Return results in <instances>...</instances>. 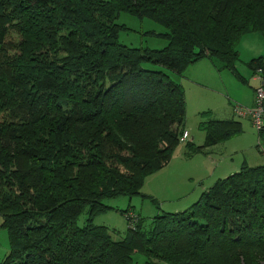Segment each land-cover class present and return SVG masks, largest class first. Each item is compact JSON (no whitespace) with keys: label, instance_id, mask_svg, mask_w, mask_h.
I'll use <instances>...</instances> for the list:
<instances>
[{"label":"trees","instance_id":"16d2710c","mask_svg":"<svg viewBox=\"0 0 264 264\" xmlns=\"http://www.w3.org/2000/svg\"><path fill=\"white\" fill-rule=\"evenodd\" d=\"M121 12L164 26L167 45L121 43ZM250 32L264 38V0H0V264H133L135 252L149 264H264V164H243L150 229L132 206L105 202H157L142 187L179 145L190 158L242 133L236 117L212 118L194 143L181 79L210 58L248 83L237 62ZM246 64L264 77V52ZM110 210L128 220L121 239L94 222Z\"/></svg>","mask_w":264,"mask_h":264},{"label":"rangeland","instance_id":"374dc122","mask_svg":"<svg viewBox=\"0 0 264 264\" xmlns=\"http://www.w3.org/2000/svg\"><path fill=\"white\" fill-rule=\"evenodd\" d=\"M117 22L127 26L126 29H121L119 34V41L125 45L131 47H150L153 49H161L168 43L166 39L157 35L166 32L167 29L151 19L141 18L127 12H121ZM12 37L14 38L13 40L19 39L17 34H13ZM238 49L240 51V61L237 62V67L241 74L250 80V69L246 62L264 52V38L262 34L259 32L247 33L244 35L242 41L238 45ZM204 62L206 63L207 61H203L202 64H205ZM142 66L154 70L164 69L158 64L149 62L142 63ZM199 70L202 71L203 68L200 67ZM220 72H222V78L228 87V92L246 100L244 103L252 101V90L249 83L242 82L227 69H224ZM194 86L202 90V92H204L212 100H219L218 102H214L212 100H208L207 97L205 99L206 102H204L202 105V107H204L203 109L208 111L210 109L208 107H213L212 109L214 110L201 116L200 114H195V112H192L191 109L192 104L196 101V94L190 96L191 111L189 114V125L186 123L187 129L191 137H194V143L201 145L205 141L206 133L199 128V123L212 118L224 119L226 117H230L231 114L225 116L223 114L224 112H222L223 109L225 110V107H223L224 102L221 103L220 101L223 94L221 95L215 92L212 93V91L207 90L206 87L199 85ZM200 94L203 95V93ZM224 95V98L228 97L227 95H229V93H225ZM239 102L240 104L242 103L245 105L243 101ZM236 118L240 120L242 124L248 123L253 134L256 135L258 133V131L253 128V125L250 124V118L246 119L240 118L238 116H236ZM249 134L250 133L244 130V132L240 134L241 137L237 136L211 147L207 153V156L202 155L200 157V155H196L194 156V159H185L184 163L181 161V154L180 151H178L174 161L171 162L167 167L164 175H160L161 173H159L158 175L151 176L149 180H147L150 187L144 185L142 187V192L144 194L149 191L152 192V189L157 191L158 196H153L156 198L157 202L151 201L150 198L141 195H136L133 197L121 196L117 198H110L106 199L105 202L107 205L113 206L120 210H124L129 206H132V209L146 218L145 228L150 229L152 227L153 217L157 216L158 214L169 212L168 210L174 207V200L176 197L174 196L175 194L172 195L169 193V191L165 190L168 189L167 183L172 186L173 183L180 184L181 189L179 194L186 196L187 199L184 202L190 203V207L192 203L199 199V196L204 190L202 189L203 185H205V187L213 185V183L216 181H214V179L218 180L219 177H224L220 175H224L225 171L229 170L230 166H233V164H238L242 161L243 154L238 151L240 148L238 141L242 140L243 138H248V140H250L248 137ZM182 147L186 149L184 145H179L177 150H182ZM203 156H205V158ZM86 217L87 214L84 213L79 218L78 225H84ZM94 222L98 225H104L110 228L115 239H121L129 227L126 216L118 210L104 212L98 215ZM2 223L3 217L0 216V262L7 253L8 249H10L7 230L5 227H2ZM147 261L148 258L143 253L135 252L133 254V264H149ZM155 261L157 264L161 263L158 260Z\"/></svg>","mask_w":264,"mask_h":264},{"label":"crops","instance_id":"0c3cea01","mask_svg":"<svg viewBox=\"0 0 264 264\" xmlns=\"http://www.w3.org/2000/svg\"><path fill=\"white\" fill-rule=\"evenodd\" d=\"M203 61H207V62L206 63L204 62L205 64H202ZM219 65H220L219 63L212 61L210 58H204V59L199 60L198 62L190 65L188 67V69L185 71L184 76L181 79V82L184 85L185 90H186V100H187V117H186V122H185V129H187L186 123H188V125H189V117H190L189 114H190L191 109H192V112H195V114H200L201 112H203L205 110V109H203L204 107H202L204 102H206L205 99L208 97L207 98L208 100H212L209 96H207L204 92H202V90L195 87L194 85L206 87L207 90L212 91V93L215 92V93L221 94V95L222 94L224 95L225 93H229V95H227L228 97L224 98L222 95V99H220L221 103L224 102L223 107H225V110L223 109V111H222V112H224L223 114L225 116L231 114L230 117H226V118L236 117L234 112H233V103H239L240 104L239 101H241V102L243 101V103L246 102V100H244L238 96L232 95L230 92H228V90H227L228 87H227L224 79L222 78V72H220L224 69H220ZM200 67L203 68L202 71L199 70ZM248 83L251 86V90H252V101H248V103H244L245 104L244 106L251 107L255 104V88L260 83L259 76L258 75L251 76V79L249 80ZM200 93H203L204 96L201 95ZM194 94H196V101L192 104V108L190 109V96H192ZM236 100H239V101H236ZM212 101L218 102L219 100H212ZM241 105H242V103H241ZM208 108H210L209 112L210 111L212 112V110H214V109H212L213 107H208ZM215 119H220V118H215ZM246 119H249V118H246ZM249 121H250V124L253 125L251 123L250 119H249ZM242 126H243L242 133L244 132V130L247 131L248 133H250L248 136L250 140H248V138H243L242 140L238 141V143L240 144V148L238 149V151L243 154L242 161L238 164H233V166H230L229 170L225 171L224 175H220V176L225 177L226 175L228 176L231 173L238 171L243 164H248L250 166H257V165H263L264 164V131H262L260 133L258 132L255 135L251 132V128H250L248 123H243ZM253 128H255V127L253 126ZM237 136H240V134ZM237 136H235V137H237ZM191 140L195 141L194 137H191ZM181 145H184V144H181ZM176 150H175L174 155H173L171 161L169 162V164L165 168H163L162 170L148 176V178L146 179V181L144 183V186L150 187L147 180H149V178L151 176L158 175L159 173H161L160 175H164V172L167 170V167L170 165L171 162L174 161V158L176 156V153H178V151H180L181 161L183 163H184L185 159H187V160L192 159V158L194 159V156H196V155H200V157L202 155H205V156L208 155L207 153L206 154L205 153H198V154L189 158V157H186L185 149L183 147H182V150H177V151ZM205 156H203V157L205 158ZM224 177H219V179L224 178ZM215 180L217 181V179H214V181ZM209 187H207V186L205 187V185H203L202 186V189H204L203 192L205 190H207ZM167 188L168 189H165V190L169 191V193L172 195L175 194L174 196L176 197L174 200V207L169 209L168 210L169 212L182 211V210L189 207L190 203L184 202L187 199L186 196L179 194L180 189H181L180 184L173 183V186H172V185H169L167 183ZM152 190H153L152 192L149 191V192H146V194L150 195V196H158L157 191H154V189H152ZM184 204H186V205H184Z\"/></svg>","mask_w":264,"mask_h":264},{"label":"built area","instance_id":"2783aa9c","mask_svg":"<svg viewBox=\"0 0 264 264\" xmlns=\"http://www.w3.org/2000/svg\"><path fill=\"white\" fill-rule=\"evenodd\" d=\"M259 86L255 92V105L251 107L235 104L234 113L241 118H250L256 130L261 131L264 128V77L259 75ZM189 137L187 131L184 132L182 139ZM132 221V225H133Z\"/></svg>","mask_w":264,"mask_h":264}]
</instances>
